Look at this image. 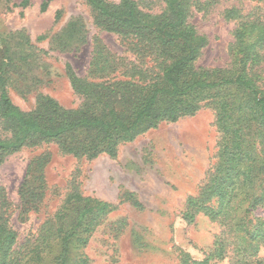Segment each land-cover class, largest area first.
I'll use <instances>...</instances> for the list:
<instances>
[{
	"label": "trees",
	"instance_id": "obj_1",
	"mask_svg": "<svg viewBox=\"0 0 264 264\" xmlns=\"http://www.w3.org/2000/svg\"><path fill=\"white\" fill-rule=\"evenodd\" d=\"M84 1L94 24L129 40L138 62L126 67L128 79L101 82L79 77L67 66L72 90L81 99L76 107L39 95L34 108L23 110L0 74V119L9 130L0 137V155L53 141L78 158L115 157L120 144L160 122L208 106L219 133L215 161L198 194L187 196L183 217L192 222L202 210L221 229L199 264H264V0H255L246 13L234 5L223 10L225 19L238 20L228 46L230 62L223 67L196 65L207 37L188 20L191 8L214 0H146L163 4L158 13L143 10L138 0ZM106 56L101 72L115 62ZM205 194L214 196L215 207L203 204ZM66 202L81 209L71 229L64 230L65 207L50 220L49 233L18 245L6 216L9 201L0 193V264H86L83 247L91 226L113 206L79 192ZM185 257L181 251L179 262Z\"/></svg>",
	"mask_w": 264,
	"mask_h": 264
},
{
	"label": "rangeland",
	"instance_id": "obj_2",
	"mask_svg": "<svg viewBox=\"0 0 264 264\" xmlns=\"http://www.w3.org/2000/svg\"><path fill=\"white\" fill-rule=\"evenodd\" d=\"M43 1L0 0V74L16 105L30 110L39 95H49L76 107L81 99L72 90L67 66L95 82L129 78L126 67L138 62L129 40L94 24L84 0H48L44 10ZM138 1L151 13L163 9L158 1ZM256 3L214 0L191 8L189 22L207 37L197 66L229 64L228 46L238 20L225 19L223 10L234 5L246 13ZM104 53L115 62L101 72ZM8 135L0 119V137ZM218 140L214 112L204 106L120 144L115 157L78 158L61 152L53 141L0 155V193L9 201L6 216L18 245L49 233L50 220L65 207L64 230L71 229L81 209L66 201L79 192L113 206L91 226L83 247L86 264H199L221 227L202 210L187 222L183 211L187 196L198 194L215 161ZM203 204L215 207L214 196L205 194ZM181 251L191 260L179 262Z\"/></svg>",
	"mask_w": 264,
	"mask_h": 264
}]
</instances>
